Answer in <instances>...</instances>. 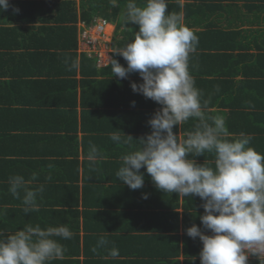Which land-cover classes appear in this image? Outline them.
<instances>
[{
    "label": "trees",
    "instance_id": "obj_1",
    "mask_svg": "<svg viewBox=\"0 0 264 264\" xmlns=\"http://www.w3.org/2000/svg\"><path fill=\"white\" fill-rule=\"evenodd\" d=\"M125 2L126 0H118V6L114 8L109 0L79 2L9 0L11 7L7 11L0 12V80L4 75L14 80L20 75L21 83H29L28 90L20 95V92L16 91L22 87L18 82L20 87L15 89H12L11 84L4 83L3 86L0 84V203H16V199L8 192V178L16 174L31 173L34 168L32 166L31 170H27L31 166L29 162L23 161L19 164L16 159H12L13 157H7L9 153L6 150L8 145L6 139L9 137L18 141L20 146L29 143L32 137L37 136V130L40 129L34 121H44L50 117V122H57L58 129L65 132L62 134L57 131V138L65 137L66 145H69L71 151L67 153L69 156L67 159L58 156V161L52 164L54 168L50 171L54 177L56 176V183L49 185L50 190L48 188L45 190L50 201L56 200L58 203L63 201L67 207H58L57 211L51 210L52 214L45 209L43 215L53 216V213H57V219H61L65 215L80 214L78 200L79 191L82 189L86 221L84 227L90 232L85 236V242L80 243L76 240L74 244L77 253L83 250L84 261L73 257L70 264H201L199 253L203 247L202 241L199 237L195 239L189 237L186 230L195 224L202 232H211L203 227L198 218L204 214L202 205L205 201L195 195L180 197L177 193H164L158 190L150 175H146L145 168H141L140 172L150 182L147 180L149 182L147 187L145 185L137 190H131L115 176L121 164V155L134 149L137 146L136 140L152 132L147 118L139 120L137 114L134 120L139 123L132 127L120 122L121 118L119 116L117 118V114L115 116L113 111H107L109 107L117 105L116 93L126 95L127 102L133 107H144L145 115H149L147 116L149 119L153 118L158 110L156 108H160L161 105L132 90L133 82L137 85L143 83L138 73H130L126 79L113 77L110 62L103 67L98 66L100 59L97 52L77 51L80 47L77 20L80 18L84 24H91L97 17H102L115 25L111 59L127 67L125 59L114 53L117 48L124 47L130 42L138 31V25L129 22L124 26L118 20ZM138 2L142 3V0ZM197 2L203 3L201 6H204L208 0ZM245 2L254 4L256 8H264V0H245ZM188 5L190 4L185 3L184 6ZM14 8H18L19 12H14ZM181 8L178 0H168L169 12L181 14ZM203 17L206 16H201L199 20ZM13 22L20 25L17 23L11 25ZM245 31L247 37L246 34L243 35V31H234L224 32L225 38L223 35L216 38L208 35L207 39L204 32L193 31L198 36L199 43L196 52L191 55L189 71L195 79L196 87L202 92V100L207 101L206 114L223 116L222 109L228 108L223 116L228 131L236 136L241 132L251 135L253 139L250 146L264 153V88L259 87L262 80L264 81V34L261 36L260 32L252 29ZM248 37L252 39L247 41ZM17 49H22L21 54L15 52ZM250 49H259L263 52H251ZM65 56L72 59L78 57L79 68L70 71L68 65L64 63ZM22 57H28L27 59L32 61L39 58L45 64H48V61L54 64L51 67V63L50 69L44 67L18 72L12 63H16ZM247 60L250 62H246ZM18 66L28 67L23 62L16 65ZM78 72L81 77H77ZM23 74L27 76L24 80H22ZM39 74L47 77L39 78L37 77ZM258 76L260 79H257ZM13 84L16 86V82ZM50 93L52 97L48 98L47 94ZM28 94H38L37 101H34L35 105L54 104L56 112L50 114L40 109L41 114L35 115L33 121L34 109L29 106L32 102L27 98ZM41 94L45 95L41 97ZM23 100H26L27 104ZM49 102L52 104H48ZM213 106L218 109L212 110ZM141 123L144 124V128L138 129ZM195 123V120L190 119L186 124L174 126L173 131L183 138L186 132L193 130ZM113 132H119L124 139H127L124 134L131 136L134 140L128 144L114 142L110 139V134ZM90 144H94L103 154V159L97 161L93 167H90L86 160ZM66 145H58V155L65 156L61 153H64L62 148ZM189 158L194 159L198 164L212 159L207 153L198 157L189 155ZM95 185L100 191L95 189ZM95 192L102 196L98 203L92 196ZM118 194L121 195L119 198L125 200L124 206L114 199ZM145 194L147 199L143 198ZM148 200L152 202L150 207L147 204ZM72 204L75 206H71ZM40 211L36 213H42ZM6 213L11 215L10 218ZM6 213L0 216V229L4 231L7 228L16 230L20 222L21 225L24 224L27 217L22 209ZM126 219L136 221L133 240L131 238L128 240V242L133 241V250L129 251L126 249L131 245H127L128 242L125 243L121 236L125 233L123 230H126L124 229L126 227L123 228L119 224ZM101 222L116 226L100 227L98 223ZM89 223L92 224L88 225ZM180 225L183 235L178 232ZM151 232L165 235L158 238L157 250L150 255L142 250L144 242L140 241V238L143 239V234ZM101 236L108 243L93 252L92 248L97 246ZM180 237L183 241V260L179 259L182 247ZM113 247L119 250L117 258L109 255V250ZM248 264H260L259 258L250 254Z\"/></svg>",
    "mask_w": 264,
    "mask_h": 264
},
{
    "label": "clouds",
    "instance_id": "obj_2",
    "mask_svg": "<svg viewBox=\"0 0 264 264\" xmlns=\"http://www.w3.org/2000/svg\"><path fill=\"white\" fill-rule=\"evenodd\" d=\"M109 3L114 8L118 6V0ZM9 7V0H0V12ZM13 10L19 12L18 8ZM96 19L106 20V29L110 28L107 19ZM118 20L124 26L129 22L138 25V31L130 42L114 51L125 59L127 67L110 59L112 75L126 79L130 73H138L143 83L133 82L132 90L161 107L148 121L151 134L136 140L137 146L121 155L116 178L131 190L140 189L144 184L140 169L145 168L158 190L180 197L195 195L205 201L200 220L211 235L204 234L195 224L186 230L189 237L202 241L201 264H248L250 254L264 264V153L250 146L251 135L230 133L223 116L206 114L207 101L202 100V92L189 71L198 36L183 22L181 14L168 11V0H126ZM82 23H77L79 37ZM85 24L93 25L94 21ZM103 41L97 37L91 48H103L106 60L109 51L104 50ZM79 45L83 52H94L88 51L81 38ZM64 63L70 71L80 66L78 57L65 56ZM190 119L196 121L193 130L183 138L176 135L174 126ZM124 136L127 139L113 132L110 139L123 144L134 140ZM206 153L212 159L203 164L189 158ZM102 159L103 154L90 144L86 155L89 166ZM48 168L54 165L49 164ZM37 178L36 173L27 179L20 174L8 178V192L21 201L24 214L39 211L38 197L42 198L40 194L45 189L43 184L33 186ZM143 198L147 199V195ZM73 236L65 224L41 227L28 223L14 232L0 230V264H49L62 259L66 252L56 237L71 240ZM107 243L101 236L92 251ZM109 255L117 258L119 250L113 247Z\"/></svg>",
    "mask_w": 264,
    "mask_h": 264
},
{
    "label": "crops",
    "instance_id": "obj_3",
    "mask_svg": "<svg viewBox=\"0 0 264 264\" xmlns=\"http://www.w3.org/2000/svg\"><path fill=\"white\" fill-rule=\"evenodd\" d=\"M77 2H79L80 0H76ZM181 3V14L183 16V22L192 30V31H202L206 34V39L208 38V35H211L212 37L216 38L219 37L220 35H223V37L225 38V33L224 32H234V31H243V35L246 34V37L248 36L247 32L245 30H249L252 29V31L255 32H260L261 36H263L264 33H262L261 31H264V8H256L254 4H248L245 2V0H208V2L204 5L201 6L203 3L197 2L198 0H178ZM185 3H189L190 5H192V7H190V5L188 6H184ZM254 5V6H253ZM201 6V7H200ZM185 7V8H184ZM185 16H186V20H185ZM201 16H206L203 17L202 20H199L201 18ZM81 19L79 18L76 22V26L77 23L80 21ZM17 22H13L11 23V25L16 24ZM39 24V23H38ZM209 24V25H208ZM17 25H20L19 23H17ZM23 26H25V24H23ZM110 26H113L115 30V25H113L112 23H110ZM78 27V26H77ZM79 29V28H78ZM245 29V30H244ZM224 33V34H223ZM251 37H248V40H251ZM111 40V38H110ZM252 44V42H251ZM224 49H228V48H224ZM10 51H12L11 49H9ZM104 50L106 51V47L104 48ZM229 51H231V49H228ZM22 49H17L15 52H18L19 54H21ZM77 51L79 53H85L82 51L81 47H78ZM238 51V50H237ZM250 51H254V52H259L261 51V53L263 52V50H255V49H250ZM28 57H22L21 59H19L16 63H12L13 66L15 68H17L18 72H24V71H31L34 69H41L44 67H47L48 69H50L51 67H53V62H49L48 64H45L43 61H41L39 58H36L34 61L32 60H28ZM112 58V56L105 61L102 62H98V66L99 67H103L105 65H107L110 62V59ZM24 63V65H28V67H21L18 66L16 67V65H20L21 63ZM246 62H250V60H247ZM264 62V61H263ZM52 63V66L50 67ZM255 69V67L253 68ZM39 76V78H45L47 77V75H43V74H39L37 75V77ZM26 74L22 75V80L25 79ZM34 78V76H32ZM77 77H81L80 73L78 72ZM257 79H260V77L258 76ZM0 84L1 86L4 85V83L6 84H11L12 89L18 88L19 85H21V88H18L16 91H19V95L22 94L23 92H25L26 90H28V85L29 83H21L20 82V75L18 76L17 79L14 80V78L12 79L9 76H2L1 80H0ZM16 82V86H14L13 83ZM19 85H18V83ZM259 84V83H258ZM32 86V85H31ZM20 87V86H19ZM259 87H263L264 88V81L262 80V83L259 84ZM52 93L47 94L48 98H51ZM38 94H28V99L32 102L31 106L34 110L32 111V119L35 117V115H39L41 114L40 109L44 110L45 112H48L50 114H53V112H56V106L53 105H47L44 104V106L42 105H35L34 101H37V96ZM43 97V95L45 94H41ZM138 95V94H137ZM141 96H143L142 94H140ZM116 100H117V105L114 107H109L107 109V111H113L114 115L116 116L117 114V118L119 116L120 122H122L123 124L127 125V126H136L137 123L134 119H136L135 116H137V114L139 115L141 120L142 118H147L149 121V115H145V108L144 107H133L131 103L127 102V98L126 95L123 96L121 93H116ZM24 102L26 100H23ZM26 103V102H25ZM27 104V103H26ZM48 104H52V103H48ZM20 107V106H19ZM133 107V108H132ZM150 108H148L149 110ZM159 109V108H156ZM212 110H216L218 109V107L213 106V108H211ZM228 108H223V116H224V112H226ZM36 113V114H35ZM43 120V119H42ZM34 121V119H33ZM33 123V122H32ZM127 123V124H126ZM227 123V122H225ZM34 124L38 127H40L39 130H37V136L36 137H32L31 141L29 143H26L24 145H19L20 143H17L16 141H14L11 138H5L6 139V143H8L7 145V152L9 153V156H7L8 158L13 157L12 159H16L18 161L19 164H21L23 161H27L31 164V166L29 167V169L27 168V170H31L32 166L33 171L31 173L27 172L26 174H23V176H25V178H29L32 173H36L37 174V181L34 182L33 186L39 185V184H43L44 185V189L46 190L48 188V190H50V186L49 185H54L56 183V176L54 177V174H52V172L50 171V169L48 168L49 164H53L56 161H58V156L61 158H65L67 159L68 156V152H70L71 150L69 149V145H66L67 142L64 139L65 137L62 138H57V131L64 134L65 132H61L58 129V123L57 122H50V117L47 120L44 121H34ZM129 124V125H128ZM232 126V125H231ZM260 126V125H259ZM144 128V124L141 123L138 129H143ZM235 128V127H234ZM22 144V143H21ZM66 145L64 146L63 152L61 154H65V156L63 155H58V145ZM20 146V147H19ZM73 148V147H72ZM81 146L79 148L80 150V157L82 158V154H81ZM117 152V151H116ZM121 154V151H119ZM51 176V179H47L48 176ZM146 175L148 176V173H146ZM147 180H149L146 176L144 178V184L143 186L147 187V185L149 184V182H147ZM99 185V184H96ZM95 185V189L99 190L100 189ZM90 187V186H89ZM94 187V186H93ZM92 187V188H93ZM40 194V196L42 198L38 197V203H39V211L41 208H43V210H41L40 214L36 213V212H32L30 214H27V217L25 218V221L23 222L24 224L21 225L20 222V226L17 227L16 230H19L21 228H23V226L25 224L31 223L33 225L35 224H40L41 227H46V226H58L57 223L60 224H65L67 225L72 232L74 233V236L71 240H63L60 239L59 237H56L57 240H59V242L61 244H63L66 248V252L63 256L62 259H56V260H52L49 262V264H70V260L74 258L79 259L80 261H84L85 256L82 253L83 250H80L79 253H77L76 247L74 246V244L76 243V240H79V242L83 243L85 242V236H87V234H89L90 232H88L84 225L86 223L85 218H84V206L82 204V189H80V193H79V207L78 209L80 210L78 215H74V214H69V215H65L63 216L61 219H57V213H53V216H44L43 213L46 211L45 209H47L50 213L51 210L53 211H57L58 207L61 208H66V203H64L63 201H61L60 203H58L56 200L54 201H50V199L47 198L46 192ZM91 191V190H90ZM92 196H94V198L96 199L97 203L98 201L102 198V196L99 193H94ZM121 195L118 194V196L114 199H116L118 202L122 203L124 206V202L125 200L123 198H119ZM138 200H136L137 203ZM149 201V200H148ZM2 202V201H1ZM16 203L12 202V203H4L3 204L0 203V212L2 213H6V212H13L15 209H22L21 206V201L17 200L15 201ZM70 202V201H67ZM148 206L150 207L152 205V202L149 201L147 202ZM43 205V206H42ZM71 206H75V205H71ZM96 206H98L96 204ZM121 206H119L120 208ZM60 208V209H61ZM4 209V210H3ZM52 214V211H51ZM6 215L10 218V214L6 213ZM1 216V215H0ZM198 218L200 219V216H198ZM124 220V219H123ZM200 222V220H198ZM131 222L133 224H131ZM136 221L134 219H126V221L119 223L121 227H126L123 230L125 231L124 234H122L121 236H123L125 243L128 242V240L131 238L133 240L132 237H134L133 233H135L136 231V226L134 225ZM92 223H89L88 225H91ZM118 224V226H119ZM162 224V222H161ZM87 225V226H88ZM114 227L116 225L112 224V223H106V222H101L98 223V226L100 227ZM0 227H1V222H0ZM162 228V226H161ZM160 228V229H161ZM3 230V229H0ZM6 232H14L16 230L11 229V228H7L5 229ZM90 231V230H89ZM181 235L182 234V229H181V225L179 227V231H178ZM146 233V232H145ZM204 234L206 235H211V232H204ZM162 235H165L164 233H160L158 234L157 232H151L150 234H143V239L140 238V241L144 242V247H143V251L146 253H149L150 255L152 253H154L157 249H156V241L158 240V238ZM127 241H126V240ZM127 245H131V247L129 249H126V251L129 250H133L132 249V245H133V241L126 243ZM183 241L182 238L180 237V245L181 247V254H179V259L183 260L184 259V253H183Z\"/></svg>",
    "mask_w": 264,
    "mask_h": 264
},
{
    "label": "built area",
    "instance_id": "obj_4",
    "mask_svg": "<svg viewBox=\"0 0 264 264\" xmlns=\"http://www.w3.org/2000/svg\"><path fill=\"white\" fill-rule=\"evenodd\" d=\"M81 25L83 29H81L80 38L83 42V45L87 46L89 49L91 48V46L94 47L97 37L105 35L108 22L104 19H95L93 25L87 26L86 24H84V22ZM102 61H105V57L104 59L99 60V62Z\"/></svg>",
    "mask_w": 264,
    "mask_h": 264
},
{
    "label": "rangeland",
    "instance_id": "obj_5",
    "mask_svg": "<svg viewBox=\"0 0 264 264\" xmlns=\"http://www.w3.org/2000/svg\"><path fill=\"white\" fill-rule=\"evenodd\" d=\"M113 29H114V27L110 26V28L108 30L106 29L105 36H100V39L104 40L103 43L106 44V51L107 52L109 51V53L107 54V60L111 57L110 52L112 50L111 43H112ZM110 38H111V40H110ZM88 51L97 52L100 59H104V57L106 56L104 51H103V48H95V49L89 48Z\"/></svg>",
    "mask_w": 264,
    "mask_h": 264
}]
</instances>
